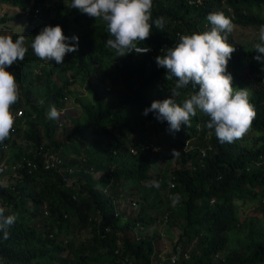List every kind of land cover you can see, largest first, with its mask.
Instances as JSON below:
<instances>
[{
    "label": "trees",
    "instance_id": "16d2710c",
    "mask_svg": "<svg viewBox=\"0 0 264 264\" xmlns=\"http://www.w3.org/2000/svg\"><path fill=\"white\" fill-rule=\"evenodd\" d=\"M70 4L0 0V8L15 9L0 15V25L20 17L27 21L24 30L10 36L13 40L23 35L27 46L46 24H59L63 34L78 37V50L60 65L47 67L29 47L24 59L7 69L19 92L10 112L24 114L0 142V161L10 152L6 163L16 175L13 183L0 184V207L16 217L6 237L0 232V264H174L170 257L176 246V264H264V220L240 218L248 204L264 214V62L254 58L259 40L234 38L236 30L264 26V0H153L150 23L163 17L164 28L153 25L137 43L148 52L124 56L106 46L111 37L104 21ZM210 12L232 21V31L223 34L235 48L227 71L231 83L249 92L255 113L248 130L231 143L217 140L199 109L175 133L151 112L142 115L153 100L171 95L176 80H168L154 58L180 36L210 30ZM64 63L67 76L58 70ZM77 79L90 98L77 99L80 110L65 118L58 138L59 124L47 113L63 106ZM197 90L191 84L179 89L177 103ZM12 135L27 141L29 151L22 152ZM162 142V155L170 161L165 172L155 170ZM49 157L56 161L45 167ZM164 188L175 208L161 210ZM165 217L181 228L166 259L159 258L156 235L143 232ZM236 232L244 233L233 243Z\"/></svg>",
    "mask_w": 264,
    "mask_h": 264
},
{
    "label": "clouds",
    "instance_id": "9594fccd",
    "mask_svg": "<svg viewBox=\"0 0 264 264\" xmlns=\"http://www.w3.org/2000/svg\"><path fill=\"white\" fill-rule=\"evenodd\" d=\"M153 0H71L69 7L106 23L111 38L106 46L115 50L116 56L127 53H146L149 47H137L150 35L153 25L164 28V18L151 20ZM211 28L204 32L182 35L173 47H168L163 56L157 55L155 63L165 69L166 78H176L171 95L162 100H153L142 110V115L151 112L159 122H167L170 133L180 131L181 126L190 123V117L199 109L209 120L206 127L212 129L220 143H231L240 138L251 126L254 110L249 102L246 88L233 87L231 73L227 71L228 61L235 51L223 35L232 31V21L221 12L207 15ZM34 55L56 65L63 63V57L78 50V37L63 34L59 24L44 25L30 41L21 35L15 40L0 35V142H3L12 127L13 116L10 106L18 100V85L12 71L7 70L18 60H23L28 48ZM258 53L254 58L264 62V26L259 31V42L254 45ZM191 84L198 88L194 94L177 103L179 89ZM50 119H57L60 113L55 107L48 111ZM14 215H5L0 207V232L7 236V227L14 223Z\"/></svg>",
    "mask_w": 264,
    "mask_h": 264
},
{
    "label": "rangeland",
    "instance_id": "374dc122",
    "mask_svg": "<svg viewBox=\"0 0 264 264\" xmlns=\"http://www.w3.org/2000/svg\"><path fill=\"white\" fill-rule=\"evenodd\" d=\"M14 10L15 9H13V8H10L7 6H2L0 8V15L5 11L13 12ZM7 25H8L7 27L4 25H0V35H5V36L10 37L13 33L21 32L22 30H24L27 27V21L25 18L20 17L19 19L15 20L13 22H8ZM248 29H244V31L241 30L242 32L236 30L234 33L235 34L234 38L236 39V41L241 42V43H249V42L258 41L260 29H258V30H254L252 28H248ZM138 47H140V46H138ZM43 63L47 67L52 65V62H45L44 61ZM61 67H63V68L62 69L59 68L58 70L65 72V75L67 76L69 74L68 72L70 71L69 70V64L64 63L63 65H61ZM232 85H233V87H238V88L244 87L242 85H237L234 83H232ZM104 86H105V84H104ZM104 86L103 85L99 86L100 90H102ZM107 86H109V85H107ZM107 90L108 89H106V91ZM69 92H70V95L64 99L63 106L56 108V110L60 113L59 118L54 120V121L58 122V124H59L58 130L56 132V137H58V138H61V136L63 134L62 129L64 128V126H66V123H64L65 118L67 119V116L74 115V114L78 113L80 110V106H79V103L77 102V99L82 98V99L87 100L90 98L89 94L87 93V91L84 88V84L82 83L81 80H78V79L72 81V84L69 86ZM23 114L24 113L22 112V116H23ZM12 138L16 140V144L22 150V152H26V151L28 152L29 151V149L27 148V146H28L27 141H25L23 138H21L18 135H12ZM161 146H162V150H160V156L156 160L155 170L165 172V170L163 168L170 161L166 160L165 157L162 155V152L164 151L163 149L166 148V145L162 142ZM3 149H5V148H3ZM9 156H10V152L8 154V151H7V154L5 153V158L0 161V165L3 164L5 166L4 171L1 173V179H0V184H4V185L13 183L16 180V175H15L14 169L9 167L6 163V159ZM160 157H162V158H160ZM16 164H18V162ZM163 174H165V173H163ZM164 192H165L164 195H162V202L161 203L163 205L161 206V210H164V208L167 206H169V207L171 206V207L175 208L174 200H172V197L170 198L168 196L169 191L167 190V188H164ZM248 205L246 206V208L248 209L247 214H250V215H247V214L244 215L243 212H240L241 220L248 219V217L245 218L246 216H252V217L256 218L258 222H259V219H260V222H262L264 220V214H262L260 212V210L254 211L253 205H251V206H248ZM164 213H166V212L164 211ZM170 220L171 219H168L167 221H165V220L164 221H158L155 225L151 226L150 228H147L146 230L143 229V232H145L147 234H151V235L155 234L156 235V239L158 241L157 245L159 244L158 246L160 247V249L158 247L159 252H160L159 258L166 259L167 256L171 254V252L173 251V247L175 245V242L177 241L179 234L181 232L180 225L175 226L173 223H171ZM258 222L256 224H259ZM136 231H137V229H136ZM243 233L244 232H236V236L233 237L231 239V241L233 243H237L242 238ZM233 234H234V232H231L230 235L232 236Z\"/></svg>",
    "mask_w": 264,
    "mask_h": 264
},
{
    "label": "built area",
    "instance_id": "2783aa9c",
    "mask_svg": "<svg viewBox=\"0 0 264 264\" xmlns=\"http://www.w3.org/2000/svg\"><path fill=\"white\" fill-rule=\"evenodd\" d=\"M140 48H144V47H141L140 46ZM12 116H13V122H15L18 118H21V116H22V110H17L16 112H13L12 113ZM12 130H13V128H12ZM188 145H189V140L186 139L185 142H184L183 150H185L188 147ZM3 148H5V146H3ZM153 150H158V148L153 147ZM55 161H56V158H53V157L47 158L46 159V165H45V167L52 166ZM4 168H5V166L3 164H1L0 165V173H2L4 171ZM263 204H264V198H263ZM166 220H167V217H165V221ZM179 254H180V247L179 246H176V252L170 257L171 262H173L174 264H176L177 258H178V255ZM185 257H187V255H185Z\"/></svg>",
    "mask_w": 264,
    "mask_h": 264
}]
</instances>
